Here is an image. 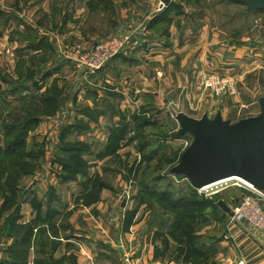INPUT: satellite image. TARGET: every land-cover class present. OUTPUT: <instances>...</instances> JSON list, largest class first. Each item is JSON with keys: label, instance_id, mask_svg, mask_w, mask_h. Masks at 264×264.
Masks as SVG:
<instances>
[{"label": "rangeland", "instance_id": "374dc122", "mask_svg": "<svg viewBox=\"0 0 264 264\" xmlns=\"http://www.w3.org/2000/svg\"><path fill=\"white\" fill-rule=\"evenodd\" d=\"M114 37L125 46L98 79L101 70L91 78L64 57ZM263 99V10L234 0H0V264H22L25 247L14 244L34 219L28 264H78L56 252L75 231L74 211L99 201L108 223L130 226L138 212L160 224L164 258L189 246L193 264L240 253L222 241H234L226 209L246 191L237 180L200 191L172 172L194 138L178 115L235 123L260 115ZM89 128L98 134H81Z\"/></svg>", "mask_w": 264, "mask_h": 264}, {"label": "crops", "instance_id": "0c3cea01", "mask_svg": "<svg viewBox=\"0 0 264 264\" xmlns=\"http://www.w3.org/2000/svg\"><path fill=\"white\" fill-rule=\"evenodd\" d=\"M162 14L164 13L157 15V19L164 16ZM104 72L105 69H102L96 76H93L94 79L103 76ZM73 117L75 118V116L71 118ZM86 118H88L87 115H82V119ZM92 131L93 129L89 128L86 133L81 134H98ZM107 206L108 204L106 205L104 201H99L83 207L85 210L78 207L72 218L75 231L60 244L56 256L74 255L78 264H192L184 257L181 258L182 256H174V253L165 258L158 254L162 245L160 238L162 235L158 234L160 224H152L141 219L142 216L139 217L138 212L134 222L127 226L129 229L123 224V219L108 223L104 216L110 215L112 210ZM100 209H102V215L94 212ZM228 224L230 231L228 237L234 238V241L232 239L222 241V245L226 252H229L233 249V242H235L237 246H240V253L220 257L216 264H239L240 262H243L242 264H264V229L243 221L233 224L228 222ZM165 229L167 231L168 227ZM170 248L175 249L173 245Z\"/></svg>", "mask_w": 264, "mask_h": 264}, {"label": "water", "instance_id": "95a60500", "mask_svg": "<svg viewBox=\"0 0 264 264\" xmlns=\"http://www.w3.org/2000/svg\"><path fill=\"white\" fill-rule=\"evenodd\" d=\"M234 1L264 11V0ZM261 109L260 115L235 123L221 116L196 119L180 113L181 134L191 133L194 138L172 172L183 174L196 188L240 176L264 190V99Z\"/></svg>", "mask_w": 264, "mask_h": 264}, {"label": "built area", "instance_id": "2783aa9c", "mask_svg": "<svg viewBox=\"0 0 264 264\" xmlns=\"http://www.w3.org/2000/svg\"><path fill=\"white\" fill-rule=\"evenodd\" d=\"M124 46L125 42L121 38L114 37L97 42L86 50L80 49L81 47L78 46H68L63 51V54L76 69L90 76L102 70L108 62L119 54ZM231 180H237L236 184L242 187L246 191V194L231 206L232 214L229 223L233 224L239 220H244L250 225L264 229V190L242 179ZM231 180H226L224 182ZM209 187L198 188V190L202 191ZM242 263L243 262H240L239 264Z\"/></svg>", "mask_w": 264, "mask_h": 264}, {"label": "trees", "instance_id": "16d2710c", "mask_svg": "<svg viewBox=\"0 0 264 264\" xmlns=\"http://www.w3.org/2000/svg\"><path fill=\"white\" fill-rule=\"evenodd\" d=\"M50 97H46V99H43V101L45 100V101H48V99H49ZM77 156H73V158L75 159ZM79 161H80V163L82 164V167H84V166H86L87 165V162H85L83 159H79ZM67 167H71V166H67ZM75 168V167H74ZM72 170H74V169H72ZM98 201V199L96 198L95 200H93V201H90L88 204H90V203H94V202H97ZM36 219H34V220H32L31 222H29V224H28V231H27V233H26V235H22L20 238H17L16 239V241H15V248L18 246V247H21V248H23L24 249V247H25V250H22L23 252H22V264H28V251H29V242H30V239H31V237H32V235H33V233H34V230L37 228V226H36V224H35V221ZM128 224H132V222L130 221V222H128ZM22 226H20V228H21ZM125 227L127 228V225H125ZM19 228V227H18ZM189 250H188V252L185 254V256H184V259L185 260H189V261H193V260H191V259H193V257H194V255H195V252H196V250H194L193 249V247L191 246H189V248H188ZM198 253V252H197ZM192 264H193V262H192Z\"/></svg>", "mask_w": 264, "mask_h": 264}, {"label": "bare ground", "instance_id": "6f19581e", "mask_svg": "<svg viewBox=\"0 0 264 264\" xmlns=\"http://www.w3.org/2000/svg\"><path fill=\"white\" fill-rule=\"evenodd\" d=\"M231 179H242L244 181H247V182H250L249 180H247L246 178L244 177H240V176H234V177H229V178H225V179H222V180H219V181H216V182H213L205 187H209L211 185H214V184H217V183H220V182H223V181H226V180H231Z\"/></svg>", "mask_w": 264, "mask_h": 264}]
</instances>
